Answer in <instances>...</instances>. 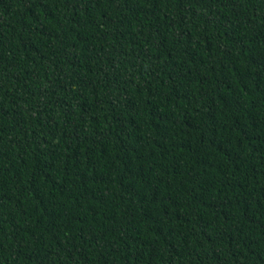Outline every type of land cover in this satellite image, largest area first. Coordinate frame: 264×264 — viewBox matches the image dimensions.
Wrapping results in <instances>:
<instances>
[{
	"label": "trees",
	"instance_id": "16d2710c",
	"mask_svg": "<svg viewBox=\"0 0 264 264\" xmlns=\"http://www.w3.org/2000/svg\"><path fill=\"white\" fill-rule=\"evenodd\" d=\"M0 264H264V0H0Z\"/></svg>",
	"mask_w": 264,
	"mask_h": 264
}]
</instances>
